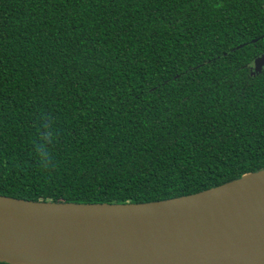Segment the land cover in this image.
Instances as JSON below:
<instances>
[{
	"label": "trees",
	"instance_id": "trees-1",
	"mask_svg": "<svg viewBox=\"0 0 264 264\" xmlns=\"http://www.w3.org/2000/svg\"><path fill=\"white\" fill-rule=\"evenodd\" d=\"M263 55L264 0H0V195L144 204L263 170Z\"/></svg>",
	"mask_w": 264,
	"mask_h": 264
},
{
	"label": "water",
	"instance_id": "water-1",
	"mask_svg": "<svg viewBox=\"0 0 264 264\" xmlns=\"http://www.w3.org/2000/svg\"><path fill=\"white\" fill-rule=\"evenodd\" d=\"M263 66L264 55L253 72ZM0 262L264 264V169L194 195L144 204L0 195Z\"/></svg>",
	"mask_w": 264,
	"mask_h": 264
},
{
	"label": "flooded vegetation",
	"instance_id": "flooded-vegetation-1",
	"mask_svg": "<svg viewBox=\"0 0 264 264\" xmlns=\"http://www.w3.org/2000/svg\"><path fill=\"white\" fill-rule=\"evenodd\" d=\"M253 65H254V63H253Z\"/></svg>",
	"mask_w": 264,
	"mask_h": 264
}]
</instances>
